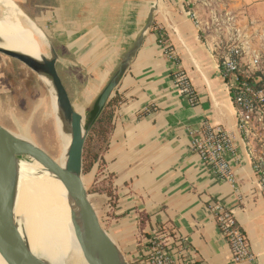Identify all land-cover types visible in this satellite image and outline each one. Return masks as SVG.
I'll list each match as a JSON object with an SVG mask.
<instances>
[{
    "label": "crops",
    "instance_id": "obj_1",
    "mask_svg": "<svg viewBox=\"0 0 264 264\" xmlns=\"http://www.w3.org/2000/svg\"><path fill=\"white\" fill-rule=\"evenodd\" d=\"M9 1L50 39L72 106L87 120L94 117L95 102L110 78L129 58L109 100L115 101L109 132L105 140L94 139L102 146L103 171L97 176H111L112 197L90 195L102 228L127 263L143 264L149 249L146 240L164 228L174 230L190 248L185 252L166 242L173 264H232L227 242L209 210L219 204L232 211L256 264H264V195L235 131L234 104L220 71L223 32L208 27L204 3ZM228 7L237 14L232 17L264 24V0H235ZM188 12L203 22L199 30ZM164 45L174 52L177 66L167 61ZM177 68L196 96L195 105L172 84ZM61 70L74 72L63 79ZM204 123L234 133L237 152L230 163L236 190L190 149ZM95 173L96 166L91 184Z\"/></svg>",
    "mask_w": 264,
    "mask_h": 264
},
{
    "label": "built area",
    "instance_id": "obj_2",
    "mask_svg": "<svg viewBox=\"0 0 264 264\" xmlns=\"http://www.w3.org/2000/svg\"><path fill=\"white\" fill-rule=\"evenodd\" d=\"M200 1L207 8L212 5L208 3L209 0ZM188 16L199 30L203 22L193 12H188ZM211 20L214 22L217 18L213 16ZM163 50L167 61L177 66L171 48L164 45ZM219 50L221 75L228 85L235 109V131L245 145L253 174L264 195V60L254 57L245 61L244 51L237 45L220 46ZM171 79L173 86L186 96L191 105H195L196 96L178 68L172 73ZM259 85L261 88H258ZM190 149L213 174L236 190L234 170L230 163L237 152L233 132L204 123L192 137ZM209 210L227 242L232 264H256V256L250 251L245 234L232 211L219 204L211 205ZM169 231L158 228L146 240L149 249L143 264H173L174 255L166 251V242L175 244L177 249L185 252L190 249L174 230Z\"/></svg>",
    "mask_w": 264,
    "mask_h": 264
},
{
    "label": "bare ground",
    "instance_id": "obj_3",
    "mask_svg": "<svg viewBox=\"0 0 264 264\" xmlns=\"http://www.w3.org/2000/svg\"><path fill=\"white\" fill-rule=\"evenodd\" d=\"M26 17L11 1L0 0V49L40 61L48 57V43ZM37 76L52 95L53 127L61 150L58 167L64 169L71 141L69 124L57 108L51 80ZM13 189L11 217L26 250V264H88L74 234L72 213L77 215L78 208L59 177L34 159L22 157L16 162ZM0 264H6L1 255Z\"/></svg>",
    "mask_w": 264,
    "mask_h": 264
},
{
    "label": "water",
    "instance_id": "obj_4",
    "mask_svg": "<svg viewBox=\"0 0 264 264\" xmlns=\"http://www.w3.org/2000/svg\"><path fill=\"white\" fill-rule=\"evenodd\" d=\"M47 40V38H46ZM48 57L37 61L6 49L0 54L19 62L36 75H46L52 83L55 100L62 118L69 124L71 141L64 169L28 141L20 140L0 125V255L6 264H26V250L11 217L16 162L30 157L55 174L65 184L75 200L78 214L72 213L74 234L88 264H128L102 228L83 182V151L87 134L102 114L121 80L129 58L121 63L95 102V115L83 128L84 117L73 108L68 93L56 69L57 54L49 41Z\"/></svg>",
    "mask_w": 264,
    "mask_h": 264
},
{
    "label": "rangeland",
    "instance_id": "obj_5",
    "mask_svg": "<svg viewBox=\"0 0 264 264\" xmlns=\"http://www.w3.org/2000/svg\"><path fill=\"white\" fill-rule=\"evenodd\" d=\"M212 1L213 4L204 9L203 18L208 20L209 28L216 27L219 32L225 33L220 34V46L241 47L245 61L254 57H258L260 61L264 60V24L246 20L242 16L232 17L237 14L228 10V3L235 0ZM213 16L217 21L211 22ZM47 40L50 41L48 37ZM73 72L61 70L60 74L66 79ZM51 109V92L39 77L19 62L0 54V125L13 135L24 137L50 159L56 158L57 161L54 163L60 166V143L55 135L53 127L55 117ZM88 124L85 117L83 128L85 129ZM90 132L91 127L86 137L83 154L87 149L99 154L101 143L93 138L89 146L87 144ZM82 179L89 193L93 184L90 183V174L83 175Z\"/></svg>",
    "mask_w": 264,
    "mask_h": 264
},
{
    "label": "trees",
    "instance_id": "obj_6",
    "mask_svg": "<svg viewBox=\"0 0 264 264\" xmlns=\"http://www.w3.org/2000/svg\"><path fill=\"white\" fill-rule=\"evenodd\" d=\"M258 88H261V85H259ZM114 103L115 101L112 99L105 107L101 116L95 120L94 126L90 132V136L87 139L88 146L93 138L99 141L101 139L105 140L111 126V121L113 116L111 108L114 105ZM94 166H96L95 180L90 187L89 193L90 194L101 193V194H106L108 197H112L111 176L104 175L103 177H101V179L98 177L103 171L102 160L99 159V154L97 152H94L92 149H87L83 154V167H82L83 175L90 174ZM97 177L99 178V180H97Z\"/></svg>",
    "mask_w": 264,
    "mask_h": 264
}]
</instances>
